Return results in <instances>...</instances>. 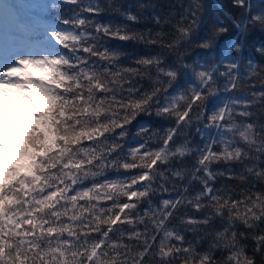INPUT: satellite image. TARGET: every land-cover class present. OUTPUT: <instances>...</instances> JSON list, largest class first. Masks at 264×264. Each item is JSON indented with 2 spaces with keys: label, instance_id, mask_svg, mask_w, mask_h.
Listing matches in <instances>:
<instances>
[{
  "label": "snow or ice",
  "instance_id": "snow-or-ice-1",
  "mask_svg": "<svg viewBox=\"0 0 264 264\" xmlns=\"http://www.w3.org/2000/svg\"><path fill=\"white\" fill-rule=\"evenodd\" d=\"M181 9L132 33L89 19L98 3L0 0V83L58 73L40 81L58 101L54 146L0 177V264H264V64L243 56L264 0ZM105 37L162 51L125 66Z\"/></svg>",
  "mask_w": 264,
  "mask_h": 264
},
{
  "label": "trees",
  "instance_id": "trees-1",
  "mask_svg": "<svg viewBox=\"0 0 264 264\" xmlns=\"http://www.w3.org/2000/svg\"><path fill=\"white\" fill-rule=\"evenodd\" d=\"M6 1V0H4ZM19 3V0H12ZM208 5V14L213 10L220 0H206ZM84 3H98L101 11L99 15L89 16L98 24L110 25L114 30L132 33H155L160 30V25L155 22V17L161 19L170 16L172 13L179 15L182 11L181 4L186 0H84ZM143 6V7H142ZM134 14L138 17L136 21L128 18V14ZM68 8L60 13L67 15ZM58 21L56 13H49L48 22L55 26ZM167 29L168 26H165ZM204 29H201L203 34ZM236 37V33L229 32L221 36L217 47L223 49L229 41ZM102 45L109 51L119 54V63L125 66H134V61L144 56H155L161 53L162 49L157 45L147 43L146 40L130 39L122 40L116 38H103ZM245 59H253L260 64H264V57H261L256 48L264 46V33L259 31L251 33L243 40ZM207 55L204 50L194 49L192 57ZM37 87L45 95L46 103L42 108L28 107L24 113L22 127L19 134L11 133L9 136H3L0 144V177L4 176L5 171L9 174L23 172L25 169H34L36 159L41 148L47 149L54 146L56 140L55 112L58 107V101L55 97L48 94L47 90L40 86V81L52 83L57 80L58 73L55 67L38 66ZM138 120L144 124L153 127H161L162 122L159 118L138 117ZM166 126V125H165ZM132 131L136 130V121L133 122ZM43 136L44 142H40ZM109 178H114L115 173L109 172ZM88 183V182H86ZM158 203L159 197H155ZM191 238V236H189Z\"/></svg>",
  "mask_w": 264,
  "mask_h": 264
},
{
  "label": "rangeland",
  "instance_id": "rangeland-1",
  "mask_svg": "<svg viewBox=\"0 0 264 264\" xmlns=\"http://www.w3.org/2000/svg\"><path fill=\"white\" fill-rule=\"evenodd\" d=\"M38 66H29L17 72L16 78L30 86L37 95L34 100L30 97L21 98L22 87L15 84L0 83V139L12 133L18 134L22 127L24 111L29 105L41 108L45 104L44 95L36 88V75ZM14 108L11 113L7 109Z\"/></svg>",
  "mask_w": 264,
  "mask_h": 264
},
{
  "label": "bare ground",
  "instance_id": "bare-ground-1",
  "mask_svg": "<svg viewBox=\"0 0 264 264\" xmlns=\"http://www.w3.org/2000/svg\"><path fill=\"white\" fill-rule=\"evenodd\" d=\"M20 87H22L21 98H24L25 96L33 98L34 100H36L38 98L36 95V92L27 84L23 83L22 85H20ZM7 110L9 112L13 113L15 109L14 108H8Z\"/></svg>",
  "mask_w": 264,
  "mask_h": 264
}]
</instances>
